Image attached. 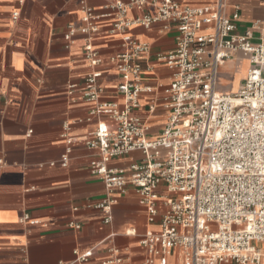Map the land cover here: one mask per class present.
Returning a JSON list of instances; mask_svg holds the SVG:
<instances>
[{
	"label": "crops",
	"instance_id": "obj_1",
	"mask_svg": "<svg viewBox=\"0 0 264 264\" xmlns=\"http://www.w3.org/2000/svg\"><path fill=\"white\" fill-rule=\"evenodd\" d=\"M114 1L0 0V264H79L76 252L86 251H91L86 264H105L117 257L121 261L116 264H161V255L140 242L148 231L160 230V217L150 221L148 207L132 186L114 195L111 209L98 206L107 190L102 177L90 171L96 153L85 145L100 121L114 124L106 114L91 115L94 103L83 96L85 77L94 68L84 55L86 35L79 31L85 5L111 14L98 21L92 44L104 58L97 66L103 72L102 100L125 102L118 90L121 75L108 60L127 48L124 35L111 32ZM177 1L190 7L215 2ZM225 10L237 34L255 23L264 25V0H226ZM147 12L156 10L151 5L131 8L127 16ZM69 25L78 31L72 40L66 39ZM126 33L152 49V55L141 58L143 84L151 91L140 95L134 113L146 118L148 137L156 139L168 119L163 88L174 71L157 61L155 53L173 49L179 31L175 24L166 28L160 21L149 28L132 25ZM253 34L259 38L264 31ZM222 65L230 67L233 78L222 90L219 67L217 91L234 94L244 84L250 59L238 51ZM152 104L154 112L149 109ZM69 146L64 167L61 158ZM142 157L141 151H133L113 159L110 166L128 169ZM25 215L29 220H23ZM258 246L264 253V242ZM168 264H181L179 249L168 256Z\"/></svg>",
	"mask_w": 264,
	"mask_h": 264
},
{
	"label": "built area",
	"instance_id": "obj_2",
	"mask_svg": "<svg viewBox=\"0 0 264 264\" xmlns=\"http://www.w3.org/2000/svg\"><path fill=\"white\" fill-rule=\"evenodd\" d=\"M149 5L155 14L127 16L129 9ZM110 9L116 13L111 32L122 33L127 45L108 59L121 75L118 90L125 99L123 104L102 100L103 72L97 66L104 58L92 44L98 21L111 14L97 13L85 5L79 28L87 39L85 58L94 67L85 77L83 96L94 103L91 115L106 114L114 123L109 126L100 121L93 136L85 139V145L96 153L90 171L102 177L107 190L98 206L111 209L114 195L132 186L148 207L150 221L160 217V230L148 231L140 242L161 255V264H168L174 249L180 250L181 264H261L264 34L255 38L253 33L264 31V25L255 23L246 33L237 34L236 24L226 14V0L200 7L177 0H115ZM160 21L166 28L175 24L179 34L173 49L155 53L157 61L174 72L171 83L163 88L167 122L159 137L149 139L146 118L134 109L139 107L140 95L151 91L143 84L141 58L152 55V49L126 30L136 24L149 28ZM77 32L69 25L66 39L72 40ZM238 51L249 57L252 66L238 92L221 94L216 88L218 69ZM149 109L154 112L155 105ZM71 150L69 146L62 155L64 167ZM133 151H141L143 157L128 169L110 166L113 159ZM76 255L77 263L86 264L91 251ZM120 261L117 257L105 264Z\"/></svg>",
	"mask_w": 264,
	"mask_h": 264
},
{
	"label": "rangeland",
	"instance_id": "obj_3",
	"mask_svg": "<svg viewBox=\"0 0 264 264\" xmlns=\"http://www.w3.org/2000/svg\"><path fill=\"white\" fill-rule=\"evenodd\" d=\"M229 66L221 65L219 70V86L222 90H226L227 87L230 85V82L233 78L231 71L229 70ZM238 77L234 76V79Z\"/></svg>",
	"mask_w": 264,
	"mask_h": 264
}]
</instances>
